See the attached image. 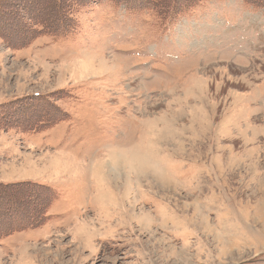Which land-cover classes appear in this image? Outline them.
Returning <instances> with one entry per match:
<instances>
[{
	"label": "rangeland",
	"instance_id": "obj_1",
	"mask_svg": "<svg viewBox=\"0 0 264 264\" xmlns=\"http://www.w3.org/2000/svg\"><path fill=\"white\" fill-rule=\"evenodd\" d=\"M144 3L0 0V264H264V11Z\"/></svg>",
	"mask_w": 264,
	"mask_h": 264
},
{
	"label": "trees",
	"instance_id": "obj_2",
	"mask_svg": "<svg viewBox=\"0 0 264 264\" xmlns=\"http://www.w3.org/2000/svg\"><path fill=\"white\" fill-rule=\"evenodd\" d=\"M93 1V0H90ZM113 3H129L133 5L136 0H109ZM139 1V0H137ZM143 1V0H142ZM147 5H152L155 7L154 10H156L157 16L167 14V13H174L175 16H179L183 14L184 12L191 11L197 6H200L201 3L207 0H156L154 4H150V0H146ZM243 4L253 7L255 9H262L264 11V5L255 1L251 0H239ZM146 4L144 3L142 9H148L149 6L144 7ZM157 8V9H156ZM63 22V21H62ZM63 27L59 29V31H63L65 27V22H63ZM58 31V32H59ZM0 191L3 189L2 186H0ZM22 186H19L21 188ZM43 188L42 190L45 191L47 189V194H44L45 196H42L38 201V207L36 208L37 211L31 210L30 214H22L21 210L20 212H15V204H5L0 203V239L5 238L7 236H10L14 233H20L27 230H32L39 228L43 225L44 222H46L49 219L48 211L52 204L54 203V200L56 198V193L52 191L50 188H47V186H41L36 185V188ZM11 191L17 189V186L10 187ZM7 190H9L7 188ZM41 191V192H43ZM46 192V191H45ZM44 192V193H45ZM9 193V192H7ZM8 206V208H7Z\"/></svg>",
	"mask_w": 264,
	"mask_h": 264
},
{
	"label": "bare ground",
	"instance_id": "obj_3",
	"mask_svg": "<svg viewBox=\"0 0 264 264\" xmlns=\"http://www.w3.org/2000/svg\"><path fill=\"white\" fill-rule=\"evenodd\" d=\"M122 156H124V155H121V157ZM130 156H131V160L133 161L132 163H136V164H138V165H141V166H144L145 164H148V165H150L144 158H141L140 160H139V155H133V154H130ZM120 157V156H119ZM116 158V157H115ZM125 158V157H124ZM117 159H119L118 157H117ZM144 167H147L146 165L144 166ZM101 169V168H100ZM100 171V170H99Z\"/></svg>",
	"mask_w": 264,
	"mask_h": 264
},
{
	"label": "crops",
	"instance_id": "obj_4",
	"mask_svg": "<svg viewBox=\"0 0 264 264\" xmlns=\"http://www.w3.org/2000/svg\"><path fill=\"white\" fill-rule=\"evenodd\" d=\"M52 214V206H51V208L49 209V215H51ZM51 216H53V215H51ZM50 223V222H49Z\"/></svg>",
	"mask_w": 264,
	"mask_h": 264
}]
</instances>
